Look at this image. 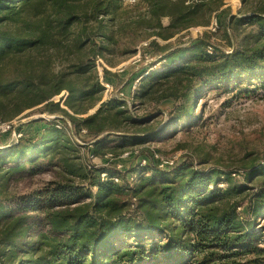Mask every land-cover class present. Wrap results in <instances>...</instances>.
Wrapping results in <instances>:
<instances>
[{"label": "trees", "instance_id": "1", "mask_svg": "<svg viewBox=\"0 0 264 264\" xmlns=\"http://www.w3.org/2000/svg\"><path fill=\"white\" fill-rule=\"evenodd\" d=\"M143 1L134 11L122 0H0V121L56 115L36 119L46 122L43 132L18 125L23 135L0 146V264H264V146L237 170L148 161L127 171L78 154L82 146L111 160L149 137L148 128L139 137L125 129L147 119L120 100L102 101L96 64L101 57L116 66L143 39L165 67L143 70L136 98L173 100V126L201 120L197 101L207 91L264 89V0L237 15L226 0ZM214 12L230 52H210L207 32L181 45L183 32L209 25ZM63 91L62 104L54 97ZM46 161L61 179L19 197L15 209L4 206L10 175Z\"/></svg>", "mask_w": 264, "mask_h": 264}, {"label": "rangeland", "instance_id": "2", "mask_svg": "<svg viewBox=\"0 0 264 264\" xmlns=\"http://www.w3.org/2000/svg\"><path fill=\"white\" fill-rule=\"evenodd\" d=\"M257 1L259 0H246L244 3L243 0H226L225 6H229L231 13L237 15L240 10L254 7ZM145 6L143 0H139L135 4L123 0L121 2V8L127 10H143ZM220 17L221 13L214 12L209 25L194 26L188 31H184L183 36L179 38L181 45H187L207 32L210 40L207 48L210 52L220 50L230 52L232 48L230 42L225 37L224 31L217 27ZM158 40L163 43L162 39ZM148 42L149 40L143 39L134 56L123 61L114 59L117 60L116 66H110L101 57L96 59V64L99 80L104 87L102 101L120 100L125 104L123 108L128 109L134 118L147 119L148 121L141 125L132 122L126 123L125 129L129 131L128 133L139 137L142 135L140 131L148 128V135H145L149 137L145 136L146 139L143 142L127 148L129 155L126 157L119 156L111 160L108 157L105 159L92 158L88 148L82 146L78 153L79 156H83L89 163L98 165L106 163L127 171L134 170L144 161H149L152 164L155 162L159 166L154 157L147 158L145 156L149 155L147 154L149 151L156 152L163 160L171 162L169 165L161 167L167 170L183 163L204 170H223L228 166V170H237L245 155L252 154L250 158L257 156L264 146V89L253 90L255 87L248 88L244 85L245 87L241 89L233 86L229 90L221 87L207 91L203 99L197 101V104L200 103V105L196 110L201 120L181 127L173 126L174 122L169 118V111L174 104L173 100L157 103L147 100L139 101L136 98L139 86L145 76L143 70L161 71L165 67V63L158 62L157 55L152 54L153 49L147 48ZM154 63H156L154 66L149 67ZM105 69L110 73L105 75ZM248 89L253 91L247 92ZM66 96L67 92L63 91L56 95L54 100L61 101L63 104ZM99 105L92 108L90 113L96 111ZM41 117L48 121L55 120L56 115L36 112L31 116L13 120V128L10 130L3 131L0 128V146L16 141L14 133L17 131L18 125L22 124L23 129L29 133L42 131L46 122L36 120ZM61 124L63 126V123ZM163 127L165 128L164 132L161 131ZM49 136L46 141L49 138H56L54 134ZM115 138V135H111L109 140ZM73 139L75 142L84 140L80 136L76 139L73 137ZM53 143L54 140L49 143L48 153L52 152ZM131 151L136 152V156ZM6 166L8 167V165ZM41 166L42 170L35 173L29 172L26 168L10 175L7 187L4 189L6 193L1 200L4 206L10 207L11 210L15 209L19 197L31 196L61 179V169L55 163L46 161ZM1 171L4 172L5 169ZM93 190L95 191L96 188L94 187ZM258 222L263 224L264 221L258 220Z\"/></svg>", "mask_w": 264, "mask_h": 264}, {"label": "built area", "instance_id": "3", "mask_svg": "<svg viewBox=\"0 0 264 264\" xmlns=\"http://www.w3.org/2000/svg\"><path fill=\"white\" fill-rule=\"evenodd\" d=\"M124 2H128L130 4H135L137 3L139 0H123ZM106 87V86H105ZM0 128L5 131V130H10L11 128H13V121L12 122H0ZM15 134V140H18V138H20L23 135V132L18 130L14 133ZM129 155V152H124L122 157H126ZM154 159L159 163L160 167H163L165 165H169L171 162L169 160H163L161 158V156L158 153H154L153 154ZM147 162L144 161L142 164H146ZM103 176H105V174H103ZM116 180H118L116 178Z\"/></svg>", "mask_w": 264, "mask_h": 264}]
</instances>
